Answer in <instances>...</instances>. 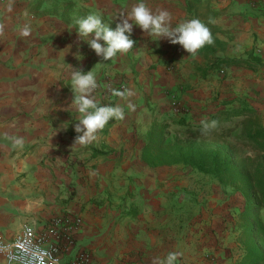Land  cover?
Here are the masks:
<instances>
[{"label": "crops", "instance_id": "crops-1", "mask_svg": "<svg viewBox=\"0 0 264 264\" xmlns=\"http://www.w3.org/2000/svg\"><path fill=\"white\" fill-rule=\"evenodd\" d=\"M137 2L0 0V237L67 209L82 218L77 238L89 264H160L173 252L175 264H185L214 253L210 244L201 246L202 224L188 233L171 223L157 199L166 188L153 185L155 167L141 148L154 122L180 115L201 121L217 109L244 106L264 125V0H145L153 13L167 10L173 26L192 18L207 24L213 43L196 55L134 25L133 47L105 61L78 36L77 19L99 13L114 29ZM202 5L208 8L200 12ZM233 57L248 63L212 68ZM78 68L95 73L98 103L125 111L87 145L74 143L80 115L71 73ZM121 82L134 95H115ZM174 98L188 112L172 110Z\"/></svg>", "mask_w": 264, "mask_h": 264}, {"label": "rangeland", "instance_id": "rangeland-1", "mask_svg": "<svg viewBox=\"0 0 264 264\" xmlns=\"http://www.w3.org/2000/svg\"><path fill=\"white\" fill-rule=\"evenodd\" d=\"M204 8H208L207 5L200 6V12L205 11ZM180 108L181 111L188 112V108L186 109L183 104ZM173 128L169 127L165 131L167 141L217 147L227 152L236 163L243 156H251L254 159L253 163L264 158V152H258L246 139L242 119H238L234 124L227 123L208 131L196 127L187 131ZM149 170L156 172L153 185L166 188L164 195L157 199L161 198L160 201L166 204V214L171 215V223L181 222L187 227L188 233H191L195 225L202 224L200 232L206 240L200 244L205 247L209 244L213 246L214 253L205 251L203 256L193 260L187 258L185 264H191L193 261L196 264H235L243 253L239 241L241 232L239 216L247 204L244 194L236 188L224 185L210 174L198 172L181 164L160 165ZM251 203L255 204V201L252 199ZM253 206L252 211L264 222V206Z\"/></svg>", "mask_w": 264, "mask_h": 264}, {"label": "trees", "instance_id": "trees-1", "mask_svg": "<svg viewBox=\"0 0 264 264\" xmlns=\"http://www.w3.org/2000/svg\"><path fill=\"white\" fill-rule=\"evenodd\" d=\"M209 50L205 48V51ZM242 63L247 64L248 58H223L213 63L212 68ZM228 103L229 101L223 102ZM238 119H242L246 139L258 152L263 153L264 125L253 109L240 106L217 109L201 121L180 115L154 122L144 135L141 157L152 167L172 164L191 167L198 172L214 176L219 182L244 194L247 204L239 216L241 222L239 241L243 253L235 264H264V222L260 221L256 212L251 209L252 205L264 206V158L253 163L254 159L251 156H243L236 163L220 148L184 144L175 140L167 141L165 134L169 127L181 128L184 131L196 127L208 131L227 123L234 124ZM252 199L255 204L251 203Z\"/></svg>", "mask_w": 264, "mask_h": 264}, {"label": "clouds", "instance_id": "clouds-1", "mask_svg": "<svg viewBox=\"0 0 264 264\" xmlns=\"http://www.w3.org/2000/svg\"><path fill=\"white\" fill-rule=\"evenodd\" d=\"M118 17L119 20L114 29L103 22L99 13H90L86 17L77 19L74 24L77 26L78 36L85 40L97 55H102L105 61L118 53H127L133 47L135 41L131 38V33L134 25L139 26L150 37H155L154 40L167 38L170 43H179L192 55H196L206 43H213L209 27L199 18L184 20L173 26L171 15L167 10L153 13L145 0H138L126 15L121 13ZM29 32L28 26L22 29L23 35H28ZM71 86L74 92L72 105L80 115L75 125L78 135L74 143L87 145L96 139L97 131L103 129L109 120L124 118L125 111L122 106L100 104L93 97L92 93L98 87V82L92 70L75 69L71 73ZM112 91L122 98L134 95L131 89H113ZM128 107L133 110L135 108L131 103ZM15 143L22 145L23 141L17 139ZM176 258V253H169L160 264H175Z\"/></svg>", "mask_w": 264, "mask_h": 264}, {"label": "built area", "instance_id": "built-area-1", "mask_svg": "<svg viewBox=\"0 0 264 264\" xmlns=\"http://www.w3.org/2000/svg\"><path fill=\"white\" fill-rule=\"evenodd\" d=\"M115 89L124 90L125 83ZM170 106L174 111L182 110L175 99ZM81 222L79 213L66 209L41 226L26 223L12 237H0V255L5 264H89V252L77 238Z\"/></svg>", "mask_w": 264, "mask_h": 264}]
</instances>
